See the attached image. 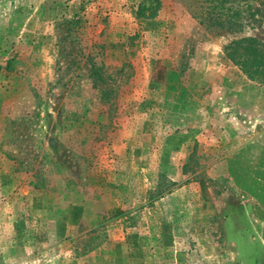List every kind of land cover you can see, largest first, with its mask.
I'll return each instance as SVG.
<instances>
[{
	"label": "rangeland",
	"instance_id": "rangeland-1",
	"mask_svg": "<svg viewBox=\"0 0 264 264\" xmlns=\"http://www.w3.org/2000/svg\"><path fill=\"white\" fill-rule=\"evenodd\" d=\"M239 39L264 0H0V264H264Z\"/></svg>",
	"mask_w": 264,
	"mask_h": 264
},
{
	"label": "trees",
	"instance_id": "trees-1",
	"mask_svg": "<svg viewBox=\"0 0 264 264\" xmlns=\"http://www.w3.org/2000/svg\"><path fill=\"white\" fill-rule=\"evenodd\" d=\"M249 1L251 3L253 0ZM236 15L238 16V14ZM213 21H216L218 25L223 24L222 20L219 18ZM226 50L228 57L239 66L247 76L264 85V52L258 48V43L255 40H235ZM102 226H104V224Z\"/></svg>",
	"mask_w": 264,
	"mask_h": 264
}]
</instances>
